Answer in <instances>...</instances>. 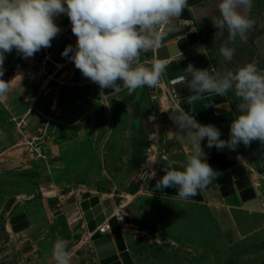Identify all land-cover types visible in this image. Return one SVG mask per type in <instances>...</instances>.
<instances>
[{"label":"rangeland","instance_id":"1","mask_svg":"<svg viewBox=\"0 0 264 264\" xmlns=\"http://www.w3.org/2000/svg\"><path fill=\"white\" fill-rule=\"evenodd\" d=\"M255 2L252 16L264 6V0ZM219 16L213 11L204 16L206 22L188 26L174 18L160 44L207 27V46L218 51L216 72L259 63L253 41L262 31L248 32L246 43L239 37L229 43L227 30L221 34L212 24ZM55 23L61 32L40 50L41 57L25 59L15 49L5 54L0 79L9 91L0 96V264H55L52 249L59 238L68 242L69 255L90 260L94 247L80 207L87 194L111 199L134 264H264V155L259 167H238L256 190L250 201L221 195L229 172L219 173L202 191L203 200L148 192L150 180L165 174L163 157L182 170L192 151L170 118L183 112L174 93L162 89L159 79L155 92L147 87L131 95L127 89L108 96L91 91L81 100L57 94L38 109L47 91L83 81L59 60L62 47H75L70 20L61 14ZM221 46L235 49L231 61L220 55ZM135 100L142 102L138 119ZM225 151L238 159L236 151ZM136 184L140 189L131 196L128 189ZM73 196L76 202L66 204ZM22 213L30 225L16 233L10 220Z\"/></svg>","mask_w":264,"mask_h":264},{"label":"clouds","instance_id":"2","mask_svg":"<svg viewBox=\"0 0 264 264\" xmlns=\"http://www.w3.org/2000/svg\"><path fill=\"white\" fill-rule=\"evenodd\" d=\"M252 0H220V16L212 24L221 34L227 30L229 43L237 37L246 43L254 21L240 11L250 8ZM188 0H0V76L3 75L5 54L15 49L23 58L33 57L61 32L55 18L66 14L75 35V47L68 45L61 55L68 57L76 69L103 89L115 92L127 89L129 95L137 89L155 87L164 72V65L153 60L151 67L140 63L142 52L158 47L170 31L172 20L180 18ZM202 50V49H200ZM220 55L231 61L235 49L221 46ZM71 53V56L69 54ZM185 81L193 94L225 95L234 90L241 100L240 114L231 121L229 139H221V131L212 124H201L194 116L181 112L170 118L191 142L192 151L186 163L175 167L174 160L166 161L164 175L155 188L174 187L181 200L200 194L219 175L206 160L201 142L207 147L235 151L242 143L249 147L258 141L264 145V71L256 62L246 63L234 71L210 72L188 64ZM118 81H122L118 83ZM9 91L8 82L0 79V96ZM207 106V105H205ZM67 241L54 242L52 257L56 264H70Z\"/></svg>","mask_w":264,"mask_h":264},{"label":"water","instance_id":"3","mask_svg":"<svg viewBox=\"0 0 264 264\" xmlns=\"http://www.w3.org/2000/svg\"><path fill=\"white\" fill-rule=\"evenodd\" d=\"M209 0H188V7L185 8L178 18L182 22L194 23L192 8L197 7ZM209 35L205 28H195L184 36H181L176 41H171L157 47L152 51L151 64L153 60L167 62L172 59L176 61L167 64L164 67L160 79L164 85L168 87L177 97L179 108L183 112H187L194 116L201 124H212L216 126L222 133L221 139H229L230 124L235 119V111L233 110L227 94L211 95L202 94L201 99L193 101L192 93L188 90L185 81L189 77L185 73V68L188 64L194 65L196 68L208 69L215 73V65L213 63L211 52L207 46ZM202 49V50H200ZM41 51L35 53L36 57H41ZM151 67V65H149ZM264 71V70H262ZM121 83L122 81H118ZM157 87L149 88L150 92H155ZM91 91H101L97 84L92 83L89 79L81 85H64L59 89H51L45 93V96L40 101L38 109H41L48 103L50 99L57 94L60 97H78L86 95ZM114 93L111 88L103 89V95L108 96ZM207 105V106H205ZM141 111L140 100L134 101L133 114L134 118L138 119ZM201 147L206 153L207 163L218 173H224L234 166L238 165V159L245 164L251 165L254 160L249 147H245L242 143L236 148L238 159L228 154L225 149L218 150L215 147L208 148L207 140L201 142ZM159 179L152 178L148 185V192L169 197H176L177 189L174 187L165 189H156L155 185ZM221 195L226 198L233 195H238L244 202L256 198L257 193L254 188L252 179L249 175H244L239 178L232 176L230 180L219 187ZM71 201L67 199L66 204L75 203L76 198L71 197ZM203 193H197L192 200H203ZM80 207L85 219L88 233L92 234L90 240L96 251V264H134L129 253L122 227L116 216L115 209L111 199L102 200L98 195L90 196L87 194L80 202ZM61 213V210L58 211ZM55 213V215L59 214ZM108 225V229L103 231L102 225ZM12 230L16 233L23 231L29 227V221L25 213L16 215L10 220ZM24 251H29L30 248L24 247ZM70 264H82L77 255L70 256Z\"/></svg>","mask_w":264,"mask_h":264},{"label":"crops","instance_id":"4","mask_svg":"<svg viewBox=\"0 0 264 264\" xmlns=\"http://www.w3.org/2000/svg\"><path fill=\"white\" fill-rule=\"evenodd\" d=\"M217 2H218L217 0H209L208 1V4H209L208 6L205 5V6L202 7L201 6L202 4H201V5H198L197 7L192 8V13H193V16H194V23L193 24L196 25L200 21L204 22L205 21L204 20V16L206 14L208 15V14H211L213 11H219V9L216 10V7L218 8ZM257 4L258 3L255 2L254 5L252 4L253 6H251L250 8H247V9L241 8L240 11L242 12L243 15H245L246 17H248L249 19L254 21V24H253L252 28L248 32H257V31H260V30L262 31L261 34L256 36V38L254 39L253 43H254V46H255V49H256L257 59L259 60V63H257V67L258 66L264 67V6L262 5L259 8H257L256 14H254L252 16V10L251 9L253 7H255V5H257ZM182 25L183 26H188V24L186 22H183ZM205 30H206L207 34L210 36L211 35V31L207 27H205ZM168 42H171V41H168ZM168 42H165V43H168ZM165 43H163V44H165ZM75 44H76V40H75ZM161 45L162 44H160L159 46H161ZM65 47H66V45L64 47H62L61 50L59 51V57H60L59 60L62 61L61 65L70 67V70L74 74V76L83 79V81H86L87 78H85L80 73V71L78 69H76L74 63L71 62L68 57H63L61 55V53L63 52ZM152 50H153V48H152ZM148 51H151V50H148ZM69 56H71V53L69 54ZM139 61H140V63L144 64L147 67H149V65H151V64H148V62H147V61H151V60H149V56H147L146 52H142L141 53V55L139 57ZM174 61H176V60L172 59V60L167 61V62L169 64V63H172ZM215 69H216V66H215ZM83 81L79 85L85 83ZM161 87L164 90L168 89L164 84H162ZM232 91L233 90L230 91V93L232 95V99L231 100L229 99V100L231 101V106H232L233 110L235 111L236 116H238L240 114V112H239V109H238L237 106H238L239 103H241V100L238 97H236L235 93H232ZM70 98L71 99H74V98L77 99V98H80V97L78 96V97H70ZM96 98H98V97H96ZM77 100H81V99H77ZM141 110H142V102H141ZM140 113H141V111H140ZM249 149H250L251 154L253 156L254 162L251 165H247L242 160L239 159L238 160V165L234 166V168H231L229 171H226V172H229L228 176L231 175V176H234L235 178L242 177V176H240L238 167H249V168L250 167H259L258 164H260V158H262V156L264 155V145H261L258 141H254L249 146ZM148 160L150 161L151 159L149 158ZM131 196H134V194L131 195ZM101 228H103V226ZM91 235L92 234H89V237ZM69 256H71V255H69ZM79 258H80V260H82L81 257H79Z\"/></svg>","mask_w":264,"mask_h":264},{"label":"trees","instance_id":"5","mask_svg":"<svg viewBox=\"0 0 264 264\" xmlns=\"http://www.w3.org/2000/svg\"><path fill=\"white\" fill-rule=\"evenodd\" d=\"M259 34H261V32L258 33L257 35H259ZM210 52H211L210 54H211L213 63H214L215 66H217L218 65V55H217L218 51H217V49H211ZM146 53H147V56H150L151 51H147ZM258 69L259 70H263L264 67L258 66ZM227 96H228V99H230V100L232 99V95H231L230 91L227 93ZM130 188L131 189H128V193L133 195V194H135V193H137L139 191L140 186H139V184H136V185H134L133 187H130Z\"/></svg>","mask_w":264,"mask_h":264},{"label":"flooded vegetation","instance_id":"6","mask_svg":"<svg viewBox=\"0 0 264 264\" xmlns=\"http://www.w3.org/2000/svg\"><path fill=\"white\" fill-rule=\"evenodd\" d=\"M145 52H147V51H145ZM90 257H91L90 260H87V261L82 259L81 260L82 264H96L97 259H96V251H95V249L92 250V253L90 254Z\"/></svg>","mask_w":264,"mask_h":264},{"label":"bare ground","instance_id":"7","mask_svg":"<svg viewBox=\"0 0 264 264\" xmlns=\"http://www.w3.org/2000/svg\"><path fill=\"white\" fill-rule=\"evenodd\" d=\"M163 63V65H165V62H162ZM18 73V72H17ZM167 87V86H166ZM168 88V87H167ZM175 95V94H174ZM175 98H177L176 96H175ZM70 201H71V199H69ZM71 204H73V202L71 203H68V205H71ZM106 225H107V223L105 224V225H103V229H104V231H105V229H107L106 228ZM102 229V228H101Z\"/></svg>","mask_w":264,"mask_h":264},{"label":"built area","instance_id":"8","mask_svg":"<svg viewBox=\"0 0 264 264\" xmlns=\"http://www.w3.org/2000/svg\"><path fill=\"white\" fill-rule=\"evenodd\" d=\"M164 67H165V65H164ZM106 228L108 229V225H106ZM103 231H104V229H103Z\"/></svg>","mask_w":264,"mask_h":264}]
</instances>
